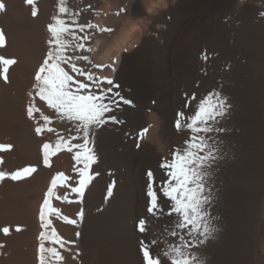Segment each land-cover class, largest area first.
I'll return each mask as SVG.
<instances>
[{"label": "bare ground", "instance_id": "bare-ground-1", "mask_svg": "<svg viewBox=\"0 0 264 264\" xmlns=\"http://www.w3.org/2000/svg\"><path fill=\"white\" fill-rule=\"evenodd\" d=\"M181 1L132 0L123 10V0H34L33 5L26 0H2L5 11L0 13V30L6 42L0 47V56L14 59L16 63L9 67L7 82L0 76V145L11 146L0 151V172L7 174L0 180V264H40V234L50 235L53 229L64 245L45 240V247L54 248L58 253V256L46 253L45 264H145L138 230L132 225L123 228V102L113 93L123 96V62L132 54L169 42L175 49H181L180 40L196 32L194 13L189 12L186 15L189 20L183 22L176 12ZM240 2L241 11L255 13L257 10L264 16L262 4L253 0ZM62 6L68 9V14L60 13ZM169 11L174 19L164 29L156 14L166 15ZM54 17L73 23L77 39L72 44H83V48H69L66 55L72 56L71 62L93 79L90 81L87 75L73 72L69 65H64L65 70L75 80L90 84V91L96 94L112 88L107 96L119 101L105 114L115 116L118 122L108 120L90 132L89 147L97 160L90 167L92 180L83 196L73 191L78 187V171L83 167L74 157L82 149L65 148L49 156L48 166L44 164V143L54 147L63 138L70 145L83 144V131H78L76 123L62 119L36 95L35 74L49 50L48 25L54 23ZM141 18L153 21L147 31V24ZM77 25L85 26L83 31ZM78 56L87 59H75ZM179 76L178 71L172 73L173 80ZM109 79L119 87L108 85ZM33 98L39 111L29 118L27 108ZM259 104L263 121L258 131L249 124L236 133L253 145L252 158L260 147L261 197L252 223L264 228V99ZM41 113L49 118V123L38 135L35 128L45 125ZM48 128L53 131L49 132ZM156 155L158 159L163 156L160 152ZM29 166L36 168L30 176L21 180L10 178L11 174ZM57 173L69 179L58 181L50 199L59 214L47 215L51 224L44 229L40 212ZM65 217L74 223H67ZM4 228L9 229L8 234L3 232Z\"/></svg>", "mask_w": 264, "mask_h": 264}, {"label": "rangeland", "instance_id": "rangeland-1", "mask_svg": "<svg viewBox=\"0 0 264 264\" xmlns=\"http://www.w3.org/2000/svg\"><path fill=\"white\" fill-rule=\"evenodd\" d=\"M240 1L182 0L176 12L183 22L194 13L196 32L180 40L181 49L162 43L123 62V97L132 101L123 104V228L137 229L141 218L148 219V233L138 231L139 245L141 239H155L154 233L167 243L175 241L167 235L175 217H148L146 191L147 172L152 171L157 184L165 180L161 162L171 159L190 135L184 127L176 129L177 114L184 112L187 118L214 94L231 106L218 125L225 129L216 134L222 159L210 180L214 193L210 212L217 231L194 249L203 264H264V228L252 223L261 197V151L255 150L252 158L253 145L236 133L249 124L257 132L263 121L259 103L264 99V16L257 10L241 11ZM253 1L264 11V0ZM131 2L123 0V10ZM158 16L164 29L174 19L171 11ZM141 19L147 31L153 21ZM174 71L180 73L176 80ZM156 152L163 156L158 159ZM162 203L166 213L168 202Z\"/></svg>", "mask_w": 264, "mask_h": 264}, {"label": "snow or ice", "instance_id": "snow-or-ice-1", "mask_svg": "<svg viewBox=\"0 0 264 264\" xmlns=\"http://www.w3.org/2000/svg\"><path fill=\"white\" fill-rule=\"evenodd\" d=\"M26 3L33 5L34 0H26ZM4 11L5 4L0 0V13ZM59 11L61 14H68L66 7H60ZM32 15L33 17L37 15L35 9ZM53 20L54 23L48 25V32L50 33L49 50L35 74L36 95L41 100L46 101L47 106L54 109L62 119L76 123L78 131H83V144L70 145L63 138L58 140L54 147L49 143H44V164L48 166L49 156L55 155L65 148L68 151H72L73 147L82 149L74 157L78 164H83V167L78 171V187H75L73 191L83 196L85 188L92 180L90 167L97 160L95 153L89 147L91 130L94 127L102 126L108 120L114 123L118 122L115 116L106 117L105 114L113 110L112 105L114 103L122 101L123 104L131 105L132 101L120 96L119 92L113 93L114 96L119 97V101L112 100L111 97L107 96V93L112 92V88H107L100 94L91 92L90 84L75 80L65 70L64 65H69L73 72L79 75H87V79L90 81L93 79L90 74H85L71 62L74 59L72 56L66 55L69 48H83V44H72V41L77 39L73 23L59 17H54ZM84 27L76 26L80 31H83ZM80 39H84V37H80ZM5 42V34L3 30H0V47H3ZM75 59H87V57L78 56ZM15 63L14 59L0 56V76L5 82L8 80L9 67ZM106 83L115 88L119 87L110 79ZM230 107L225 98L214 94L202 100L196 111L187 118L184 112L177 114L176 129L180 131L184 127L190 135L185 139L182 148L173 151L171 159L161 162L160 167L164 170L165 180L157 184L152 171L147 172L146 191L148 217L155 220L161 219L164 214L175 217L171 230H167V235L175 238V241L167 243L163 237L155 233V239L150 238L147 241L141 239L140 246L145 264H203L194 249L213 238L217 231L214 218L210 212V206L214 199L210 180L214 166L222 159L221 149L218 146L220 142L216 139V134L223 133L225 129L218 125L228 114ZM38 111L33 98V102L28 105L27 115L32 118L33 113ZM41 116L45 125L35 128L38 135L44 131L47 123H49L47 116H44L43 113ZM182 121H185L183 125ZM47 130L53 131L51 128ZM79 138L73 137V139ZM10 147V145H0V151L8 150ZM35 171V167H25L11 174L10 178L21 180ZM6 175V173L0 172V180H3ZM68 179L63 173H57L51 181V187L46 193L40 212L42 228L48 229L50 227L51 222L47 220V215L59 214V210L52 207L50 198L54 195L58 181L62 182ZM157 190H159L160 196H158ZM61 198L66 199V197H57V199ZM162 200L168 202L166 213ZM64 219L67 223H74L67 217ZM149 228L150 222L147 218H141L138 221L137 230L140 233L147 234ZM3 232L8 234L9 229L4 228ZM40 240L39 260L40 264H45L46 253H54L57 256L58 253L55 252L54 248H46L44 241L50 240L52 243H58L61 246L64 245V241L54 229L50 235L41 232ZM158 245L161 246L155 250ZM60 258L62 259V257Z\"/></svg>", "mask_w": 264, "mask_h": 264}]
</instances>
